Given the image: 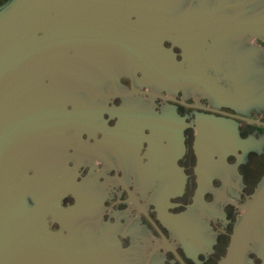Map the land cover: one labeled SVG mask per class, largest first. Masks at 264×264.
<instances>
[{
    "label": "flooded vegetation",
    "instance_id": "flooded-vegetation-1",
    "mask_svg": "<svg viewBox=\"0 0 264 264\" xmlns=\"http://www.w3.org/2000/svg\"><path fill=\"white\" fill-rule=\"evenodd\" d=\"M167 1L184 25L146 19L128 43V19L96 14V63L36 90V128H54L29 173L72 211L47 213L68 264H221L264 182V0ZM244 264H264V214Z\"/></svg>",
    "mask_w": 264,
    "mask_h": 264
},
{
    "label": "water",
    "instance_id": "water-1",
    "mask_svg": "<svg viewBox=\"0 0 264 264\" xmlns=\"http://www.w3.org/2000/svg\"><path fill=\"white\" fill-rule=\"evenodd\" d=\"M180 6L167 0H125L107 10L76 6L75 0H11L0 8V264H68V251L59 249L49 231L47 213L58 210L72 219V211L62 209L57 193H34L40 181L29 173L34 154L46 142L37 130L54 128L44 123L36 128L41 122L36 90L43 79L75 80L74 57L80 64L96 63L88 55L93 49L88 37L97 28L87 26L96 14L128 19L129 43L151 37L144 34L151 31L143 27L146 19H176L174 25H182L187 14L178 12ZM133 17L137 20H129ZM263 214L264 182L246 206L221 264H244L251 229Z\"/></svg>",
    "mask_w": 264,
    "mask_h": 264
}]
</instances>
